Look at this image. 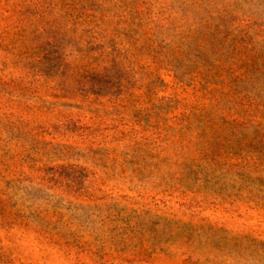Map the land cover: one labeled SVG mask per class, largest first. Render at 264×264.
<instances>
[{
    "label": "rangeland",
    "instance_id": "374dc122",
    "mask_svg": "<svg viewBox=\"0 0 264 264\" xmlns=\"http://www.w3.org/2000/svg\"><path fill=\"white\" fill-rule=\"evenodd\" d=\"M0 264H264V0H0Z\"/></svg>",
    "mask_w": 264,
    "mask_h": 264
}]
</instances>
